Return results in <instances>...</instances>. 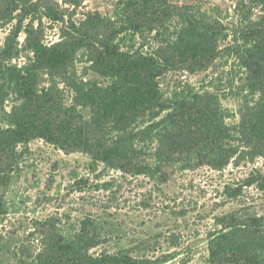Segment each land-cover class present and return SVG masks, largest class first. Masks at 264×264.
Listing matches in <instances>:
<instances>
[{"label":"rangeland","instance_id":"rangeland-1","mask_svg":"<svg viewBox=\"0 0 264 264\" xmlns=\"http://www.w3.org/2000/svg\"><path fill=\"white\" fill-rule=\"evenodd\" d=\"M5 1L0 0V10L5 8ZM126 2L8 0L18 8L7 17L0 13V53L21 20L25 25L34 20L35 38L49 47L85 40L86 34L96 41L108 34L100 20H110L122 28ZM171 3L209 20L223 29L225 36L218 43V56L207 68L193 71L190 64L166 66L156 79L160 101L170 104L181 94L213 95L224 122L238 134L243 118L253 117L264 95V81L253 83L242 60L252 39L247 30L262 15L261 5L254 0ZM48 4L61 11L63 19L46 17L44 6ZM181 26L182 20L175 15L159 33L123 31L117 41L124 51L156 56L167 49ZM26 36L23 30L18 37L17 55L0 58V128L7 127L24 111L22 102L12 93L8 74L9 67L33 63L34 53ZM173 55L179 60L178 54ZM68 57L63 71L37 70L38 92H47L50 98L44 101L45 116L67 117L65 113L76 105L75 82L95 90H105L113 83L92 69L91 51L86 47L70 52ZM166 112L146 109L131 128L136 146L143 151L142 161L153 167L158 163L155 154L159 144L152 126ZM77 113L87 120L92 116L88 106H77L69 112L76 118ZM232 142L239 145V155L224 169L190 165L185 160L158 163L160 172L141 175L96 161L83 150L64 151L41 138L18 145V155L12 161V181L0 186V264H39L40 254L52 246L55 238L75 240L83 220L89 218L96 224L100 238L90 254L126 251L151 264H208L211 241L224 230L223 217L233 216L241 225L235 229L237 237L250 231L264 236V189L259 184L244 186L237 197L230 196L227 189L243 186L251 174L264 176V157L255 154L244 141ZM253 218L263 219L260 227L249 226Z\"/></svg>","mask_w":264,"mask_h":264},{"label":"trees","instance_id":"trees-1","mask_svg":"<svg viewBox=\"0 0 264 264\" xmlns=\"http://www.w3.org/2000/svg\"><path fill=\"white\" fill-rule=\"evenodd\" d=\"M254 1L261 5L262 15L247 30L252 38L249 39L251 45L242 55L253 83L264 81V0ZM5 2L0 13L4 17L8 13L13 15L18 7L9 4L8 0ZM44 8L46 17L55 21L63 19V13L54 6L48 4ZM123 15L122 28L110 20H100L108 34L96 41L86 34L85 40L81 38L70 44L63 41L46 46L41 39L35 38L34 20L27 25L21 20L7 37L0 58L17 55L18 37L24 30L34 59L28 66L9 67L12 93L22 102L24 111L7 127L0 128V186H7L12 181V161L18 155V145L36 138L64 151L89 152L96 161L135 175L158 173L161 171L159 164L185 160L190 165L224 169L239 155L240 147L232 142L234 140L248 143L255 154L264 157V95L253 117L243 118L238 134L224 122L213 95L181 94L170 104L160 101L162 96L156 79L166 66L190 64L193 71L207 68L218 56V43L225 36L223 29L188 12L184 6L172 4L171 0H128ZM175 15L182 20V26L167 49L159 51L156 56L124 51L117 41L123 31L159 33ZM82 47L91 51L92 69L112 79L113 83L105 90H95L75 82L72 87L77 93L76 105L65 113L67 117L60 114L56 118L45 116L46 98H50L47 92H38L37 70L63 71L70 52ZM173 54H178L179 60ZM77 106H88L92 110L91 118L87 120L80 113L77 118L69 114ZM151 108L160 109L162 113L167 111L152 126L157 130L155 137L159 144L155 154L159 164L154 167L142 161L143 151L136 146L131 131L140 114ZM244 183L236 189L228 187L230 196H239L244 186L259 184L264 189V176L251 174ZM221 219L224 230L211 241L208 264H264V236L250 231L237 237L235 229L241 225L235 222V217ZM262 220L253 218L249 226L260 227ZM99 244L96 224L91 218L85 219L75 240L65 242L62 237L55 238L52 246L40 254L39 264H151L149 260H139L126 251L98 256L90 254V249Z\"/></svg>","mask_w":264,"mask_h":264}]
</instances>
